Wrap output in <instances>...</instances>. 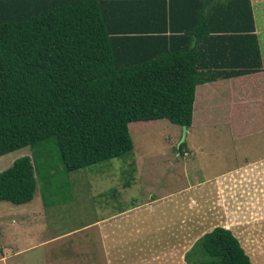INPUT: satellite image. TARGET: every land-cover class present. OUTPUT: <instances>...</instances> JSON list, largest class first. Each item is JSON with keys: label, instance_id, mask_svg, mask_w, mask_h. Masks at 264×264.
<instances>
[{"label": "trees", "instance_id": "1", "mask_svg": "<svg viewBox=\"0 0 264 264\" xmlns=\"http://www.w3.org/2000/svg\"><path fill=\"white\" fill-rule=\"evenodd\" d=\"M261 69L250 0H0V157L32 150L0 202L30 203L41 163L51 179L131 154V123L188 130L198 86ZM184 261L252 264L220 226Z\"/></svg>", "mask_w": 264, "mask_h": 264}, {"label": "rangeland", "instance_id": "2", "mask_svg": "<svg viewBox=\"0 0 264 264\" xmlns=\"http://www.w3.org/2000/svg\"><path fill=\"white\" fill-rule=\"evenodd\" d=\"M257 4L255 19L261 27L264 0ZM202 88L196 89L192 126L182 150L177 125L167 120L136 122L128 126L131 154L72 173L60 171L51 179L52 173L41 163L44 188L38 189L29 206L0 202V235L4 226L8 237L19 242L56 240L53 262L46 259L51 264H186L184 254L193 244L214 227L229 226L234 213L239 232L257 238L252 255L257 251L261 255L264 186L256 180L264 168L260 162L252 167L254 173L239 167L246 163L243 155L250 159L264 155V134L235 139L239 131L218 126L222 119L215 111L202 113L207 102L215 104L214 98L207 102L201 98ZM227 111L223 120L236 124L235 111L231 107ZM31 154L26 147L0 157V172ZM53 155L58 159L57 150ZM253 176L256 184L248 181ZM41 205L40 215L22 219L24 208ZM41 251L22 252L0 264H47L38 255ZM257 257L253 264H264Z\"/></svg>", "mask_w": 264, "mask_h": 264}, {"label": "crops", "instance_id": "3", "mask_svg": "<svg viewBox=\"0 0 264 264\" xmlns=\"http://www.w3.org/2000/svg\"><path fill=\"white\" fill-rule=\"evenodd\" d=\"M251 5L253 8V15H254V23H255V34L257 35L258 42H259V48H260V53H261V59H262V69L258 73L254 74H245V75H240L234 78H229V79H220L218 81H215L213 83H208L202 85L203 88L201 89V93L203 98L208 101L210 98H214L215 104L212 106L210 103H206L205 107L202 109V113L205 114V112H212L215 111L217 117H221L222 119L220 122H217L218 126H223L227 125L229 126L228 129L230 128L232 130V133L237 129L238 136H235V139H248L256 134H264V37H262V34H264V23H262V26L259 27L258 24L256 23L255 19V12H256V7L254 8V5L257 3H260V0H250ZM259 4H257L258 6ZM262 30V33L261 31ZM201 86V85H200ZM199 87V86H198ZM216 88V89H214ZM218 100V101H217ZM231 102V109L235 111V114L238 118V121L236 124L234 122H226L223 119H226L228 117V106H227V101ZM227 115H225V113ZM225 116V117H224ZM216 117V116H215ZM240 130H246V132H240ZM187 134V133H186ZM264 147V145H263ZM247 154V153H246ZM243 159L246 161L245 165L239 167V170H246L250 173H254V166H257V163L260 162L262 164V167L264 168V155L254 157L253 159H250L248 156L243 155ZM261 167V166H259ZM264 173V170L262 171ZM262 173H260L258 177L257 182L263 183L264 186V174L263 176ZM235 175H238L236 173ZM253 181L255 184L257 183L255 181V177H250L248 178V181ZM250 181V182H251ZM254 188V187H251ZM264 191V187H263ZM231 193V192H230ZM35 198V197H34ZM33 200L30 203L24 204V205H18L22 207L29 206ZM8 203V202H7ZM16 206V205H15ZM34 210H37L35 212H32ZM42 212V206H39L38 208H29L28 210H24L21 212L22 213V219L25 218L26 220L30 216H35L40 215ZM231 222L230 225H220V227H223L225 229H229L233 235L238 239L240 242L242 248L244 249L245 253L248 255L249 259L252 262V257L256 258L257 256L263 259L262 262H264V251L260 255L259 252L257 251L258 254L255 252L250 251L251 248H254L257 245L256 236L248 234L247 232H239V229L235 226L236 222L234 220L237 218L235 217V214H231ZM254 217V216H253ZM24 222V221H23ZM20 223V228L22 227V223ZM258 223V222H257ZM253 223V224H257ZM3 229L2 233V238H3V248L0 250V261L1 262H6L10 257L20 254L22 252H29L32 249H39L41 248V252L38 254L43 261H47V264L50 261L46 260L49 258V260L52 259V257L55 256L56 250L55 247L57 246L56 240L49 239V240H44L40 241L37 243L36 241L33 243L32 241H25L22 240L21 242L16 241L13 237H8V234H6V231L8 229L4 226L1 227ZM247 231L253 230V228H247ZM8 233V232H7ZM24 234H27L24 232ZM30 233V235H32ZM28 235V236H30ZM5 236H6V241H5ZM28 240V239H27ZM25 243V244H24ZM264 243H259V245H263ZM258 245V246H259ZM15 246V247H14ZM73 250H78L77 247L73 248ZM95 255L96 251L93 250ZM257 257V258H258ZM184 259V258H183ZM54 259H52L53 262ZM54 264V263H53ZM253 264V262H252Z\"/></svg>", "mask_w": 264, "mask_h": 264}, {"label": "water", "instance_id": "4", "mask_svg": "<svg viewBox=\"0 0 264 264\" xmlns=\"http://www.w3.org/2000/svg\"><path fill=\"white\" fill-rule=\"evenodd\" d=\"M181 130H182V134H181V139H180V142H179L178 145H180L184 141V139L186 137V133H187V128L186 127H182Z\"/></svg>", "mask_w": 264, "mask_h": 264}]
</instances>
